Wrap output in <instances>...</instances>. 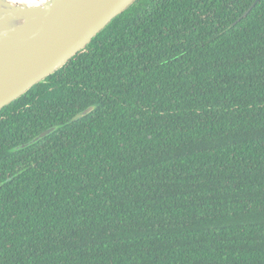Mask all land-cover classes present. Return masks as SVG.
<instances>
[{"label":"trees","instance_id":"16d2710c","mask_svg":"<svg viewBox=\"0 0 264 264\" xmlns=\"http://www.w3.org/2000/svg\"><path fill=\"white\" fill-rule=\"evenodd\" d=\"M0 264H264V0H137L2 108Z\"/></svg>","mask_w":264,"mask_h":264},{"label":"water","instance_id":"95a60500","mask_svg":"<svg viewBox=\"0 0 264 264\" xmlns=\"http://www.w3.org/2000/svg\"><path fill=\"white\" fill-rule=\"evenodd\" d=\"M135 1L0 0V111L62 68Z\"/></svg>","mask_w":264,"mask_h":264}]
</instances>
